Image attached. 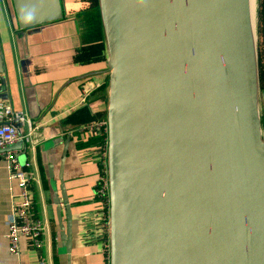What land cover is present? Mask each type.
Returning a JSON list of instances; mask_svg holds the SVG:
<instances>
[{
    "label": "water",
    "instance_id": "obj_1",
    "mask_svg": "<svg viewBox=\"0 0 264 264\" xmlns=\"http://www.w3.org/2000/svg\"><path fill=\"white\" fill-rule=\"evenodd\" d=\"M13 2L22 29L63 17L61 0ZM100 2L111 69L110 264H264L250 0ZM61 187L71 264L72 211Z\"/></svg>",
    "mask_w": 264,
    "mask_h": 264
},
{
    "label": "crops",
    "instance_id": "obj_2",
    "mask_svg": "<svg viewBox=\"0 0 264 264\" xmlns=\"http://www.w3.org/2000/svg\"><path fill=\"white\" fill-rule=\"evenodd\" d=\"M61 2L62 18L22 29L13 0H0V98L33 120L27 150L18 151L37 175L34 201L45 225L41 249L22 236L21 252L17 255L9 250V220L21 197L18 184L9 177L5 154L0 153V264H41L42 257L47 264H68L57 210L63 206L66 226L62 183L72 211L71 264H109L95 189L100 134L78 130L84 123L109 120L111 69L106 24L100 0ZM255 23L264 134V0H256ZM22 126L28 131L26 124Z\"/></svg>",
    "mask_w": 264,
    "mask_h": 264
},
{
    "label": "built area",
    "instance_id": "obj_3",
    "mask_svg": "<svg viewBox=\"0 0 264 264\" xmlns=\"http://www.w3.org/2000/svg\"><path fill=\"white\" fill-rule=\"evenodd\" d=\"M85 97L82 98L84 100ZM21 123L16 125L15 123ZM26 124L29 129L25 131L23 126ZM33 120L23 110L16 109L11 103L0 98V149L22 140L24 143L29 141L32 134ZM81 132L90 134H100L101 146L99 156V173L96 183V196L100 202L101 218L104 227V241L106 256L110 264L111 249V193H110V176H109V124L108 120H94L84 123L78 127ZM8 161L9 177L19 186L18 195L20 201L13 206V212L9 220V229L7 238L9 250L14 254L21 252V237L26 236L37 249L44 245L43 233L45 225L36 210L34 201V181L37 175L31 169L29 161H22L18 149H10L3 152ZM41 264H47L45 258H41Z\"/></svg>",
    "mask_w": 264,
    "mask_h": 264
},
{
    "label": "rangeland",
    "instance_id": "obj_4",
    "mask_svg": "<svg viewBox=\"0 0 264 264\" xmlns=\"http://www.w3.org/2000/svg\"><path fill=\"white\" fill-rule=\"evenodd\" d=\"M251 2V11L254 10V16H255V9H256V0H250Z\"/></svg>",
    "mask_w": 264,
    "mask_h": 264
},
{
    "label": "bare ground",
    "instance_id": "obj_5",
    "mask_svg": "<svg viewBox=\"0 0 264 264\" xmlns=\"http://www.w3.org/2000/svg\"><path fill=\"white\" fill-rule=\"evenodd\" d=\"M254 10L252 11V25H253V34H254Z\"/></svg>",
    "mask_w": 264,
    "mask_h": 264
},
{
    "label": "trees",
    "instance_id": "obj_6",
    "mask_svg": "<svg viewBox=\"0 0 264 264\" xmlns=\"http://www.w3.org/2000/svg\"><path fill=\"white\" fill-rule=\"evenodd\" d=\"M263 26V25H262ZM261 27V26H260ZM260 57H261V53H260ZM263 68H262V62H261V74H262ZM100 139V138H99Z\"/></svg>",
    "mask_w": 264,
    "mask_h": 264
}]
</instances>
